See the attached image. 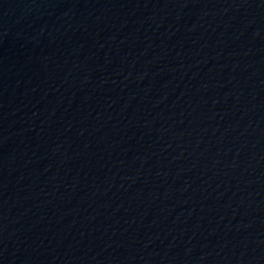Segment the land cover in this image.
<instances>
[{
	"label": "water",
	"instance_id": "obj_1",
	"mask_svg": "<svg viewBox=\"0 0 264 264\" xmlns=\"http://www.w3.org/2000/svg\"><path fill=\"white\" fill-rule=\"evenodd\" d=\"M0 264H264V0H0Z\"/></svg>",
	"mask_w": 264,
	"mask_h": 264
}]
</instances>
